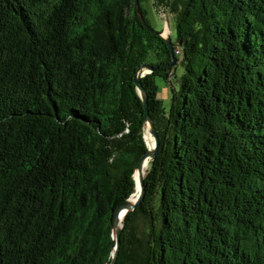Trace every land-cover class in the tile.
<instances>
[{"label":"trees","instance_id":"16d2710c","mask_svg":"<svg viewBox=\"0 0 264 264\" xmlns=\"http://www.w3.org/2000/svg\"><path fill=\"white\" fill-rule=\"evenodd\" d=\"M134 1L0 0V264L111 263L142 66L159 146L114 264H264V0H153L183 70L167 112L171 52Z\"/></svg>","mask_w":264,"mask_h":264},{"label":"water","instance_id":"95a60500","mask_svg":"<svg viewBox=\"0 0 264 264\" xmlns=\"http://www.w3.org/2000/svg\"><path fill=\"white\" fill-rule=\"evenodd\" d=\"M138 2L139 0H135L134 1V10L136 11V18L145 26V28L149 31V32H153V33H157L159 35V37H161L162 39L165 40L166 44H167V48L170 50L171 52V57H172V60H170V62L166 65V66H169V67H174L176 65V58L173 54V50H172V43H171V40L170 38H164L162 36V34L156 32L154 29L150 28L148 25L145 24V21L143 19V15L141 14L140 12V8H139V5H138ZM153 68L150 67V66H142L138 69L137 73H135L134 75V82L136 84V90L142 100V105H143V108H144V111H145V116H144V128L146 126V124L149 125V134L152 135L153 139H154V145H153V149L152 151L150 152L148 149H147V152L146 154L142 157V159H139L138 161V164L136 166V169H141L142 167V164L144 162V159H146L149 155H150V158L151 160L155 159L156 155H157V149H158V146H159V139H158V136L156 134V130H155V127L152 123V121L150 120L149 118V114H148V109H147V97H146V94H145V91L143 90V87H142V84H141V78L144 77L145 75L147 74H150L153 72ZM144 138V137H143ZM145 140V139H144ZM146 143V142H145ZM147 145V144H146ZM145 145V146H146ZM147 148V146H146ZM134 179V178H133ZM135 182V180H134ZM144 182H143V177L140 179V192H139V196L138 198L136 199V201L133 203V205L129 206L126 210V214L132 210H134L139 204L140 202H142L143 200V196H144ZM127 207V201L126 202H123L116 210L115 212V216H114V219H113V225H112V235L115 239V244L113 246V253H112V259H111V263L110 264H114L115 262V259L117 257V253H118V245H120L119 243V237H120V230L122 229V226L121 227H117V222H116V216L121 212L123 211L125 208Z\"/></svg>","mask_w":264,"mask_h":264},{"label":"rangeland","instance_id":"374dc122","mask_svg":"<svg viewBox=\"0 0 264 264\" xmlns=\"http://www.w3.org/2000/svg\"><path fill=\"white\" fill-rule=\"evenodd\" d=\"M153 0H141L140 5L144 9L146 16L145 19L147 20L148 24L151 26L152 29H154L156 32H159L162 34L164 38H170L171 42L175 44V38L173 35V23L172 18L168 14H162L153 7ZM165 15V16H164ZM167 31V35H164V32ZM181 59V57H179ZM182 68L177 63L174 66V74L169 77V80L167 82H164L161 79L156 78L157 83V98L161 101L160 105L163 108L164 111H168L169 103H170V89L177 87V79L182 74ZM144 137L147 134L149 137H151L147 131L148 129H144ZM146 140V137L144 138ZM147 146L149 143L146 141ZM153 145V140H152ZM152 148V146H151Z\"/></svg>","mask_w":264,"mask_h":264},{"label":"bare ground","instance_id":"6f19581e","mask_svg":"<svg viewBox=\"0 0 264 264\" xmlns=\"http://www.w3.org/2000/svg\"><path fill=\"white\" fill-rule=\"evenodd\" d=\"M167 31L166 30L164 32V35H167ZM144 129H148L147 133L149 134V125L146 124ZM150 135V134H149ZM151 137H149L147 134L145 135L146 137V141L149 143V145L147 146L149 148V151L151 152L153 149V145H154V139L152 137V135H150ZM152 140H153V145H152ZM152 146V148H151ZM151 158L150 155L144 159V162L142 164L141 169H136L135 173H133V178L135 180V188L133 190L132 195L130 196V198L127 200V207L121 211L117 216H116V222H117V227H121L122 224V219L124 216H126V210L129 206L133 205V203L136 201V199L139 196V192H140V179L144 176V174L146 173V170L148 168L149 162H150Z\"/></svg>","mask_w":264,"mask_h":264},{"label":"built area","instance_id":"2783aa9c","mask_svg":"<svg viewBox=\"0 0 264 264\" xmlns=\"http://www.w3.org/2000/svg\"><path fill=\"white\" fill-rule=\"evenodd\" d=\"M165 16V15H164Z\"/></svg>","mask_w":264,"mask_h":264}]
</instances>
